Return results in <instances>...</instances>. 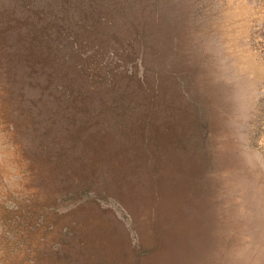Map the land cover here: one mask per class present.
<instances>
[{"label":"rangeland","instance_id":"rangeland-1","mask_svg":"<svg viewBox=\"0 0 264 264\" xmlns=\"http://www.w3.org/2000/svg\"><path fill=\"white\" fill-rule=\"evenodd\" d=\"M0 264H264V0H0Z\"/></svg>","mask_w":264,"mask_h":264}]
</instances>
